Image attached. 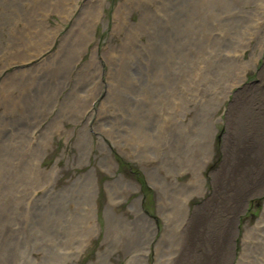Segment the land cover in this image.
I'll return each mask as SVG.
<instances>
[{
	"label": "rangeland",
	"instance_id": "obj_1",
	"mask_svg": "<svg viewBox=\"0 0 264 264\" xmlns=\"http://www.w3.org/2000/svg\"><path fill=\"white\" fill-rule=\"evenodd\" d=\"M0 264H264V0H0Z\"/></svg>",
	"mask_w": 264,
	"mask_h": 264
},
{
	"label": "bare ground",
	"instance_id": "obj_2",
	"mask_svg": "<svg viewBox=\"0 0 264 264\" xmlns=\"http://www.w3.org/2000/svg\"><path fill=\"white\" fill-rule=\"evenodd\" d=\"M204 137V136H203ZM205 137H207V136H205ZM248 152V151H247ZM238 153V152H237ZM244 153V152H243ZM205 156V155H204ZM237 156H239V155H237ZM247 156V155H246ZM238 158V157H237ZM202 160L200 161V164H199V166L200 165H202L208 158H205V157H202L201 158ZM184 166V165H183ZM188 167H190L191 168V166H189V164L188 165H186V170H188ZM113 201V200H112ZM114 204H115V202L113 201L112 203L110 202L109 203V207L111 206V207H113L114 206ZM202 219V218H201Z\"/></svg>",
	"mask_w": 264,
	"mask_h": 264
}]
</instances>
